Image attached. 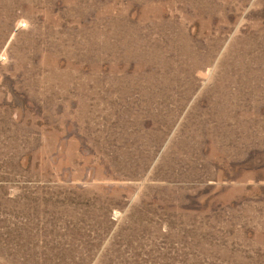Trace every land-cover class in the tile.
<instances>
[{
  "label": "rangeland",
  "instance_id": "obj_1",
  "mask_svg": "<svg viewBox=\"0 0 264 264\" xmlns=\"http://www.w3.org/2000/svg\"><path fill=\"white\" fill-rule=\"evenodd\" d=\"M0 264H264V0H0Z\"/></svg>",
  "mask_w": 264,
  "mask_h": 264
}]
</instances>
